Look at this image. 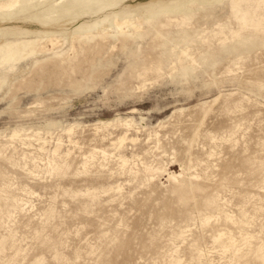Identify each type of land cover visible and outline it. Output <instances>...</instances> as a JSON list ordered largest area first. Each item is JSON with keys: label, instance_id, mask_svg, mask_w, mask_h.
I'll return each instance as SVG.
<instances>
[{"label": "rangeland", "instance_id": "obj_1", "mask_svg": "<svg viewBox=\"0 0 264 264\" xmlns=\"http://www.w3.org/2000/svg\"><path fill=\"white\" fill-rule=\"evenodd\" d=\"M13 3L0 264H264V0Z\"/></svg>", "mask_w": 264, "mask_h": 264}, {"label": "bare ground", "instance_id": "obj_2", "mask_svg": "<svg viewBox=\"0 0 264 264\" xmlns=\"http://www.w3.org/2000/svg\"><path fill=\"white\" fill-rule=\"evenodd\" d=\"M14 6H16V3L13 4H8V5H0V8H4V9H11ZM125 23H127L126 21L122 22L121 24L118 23V26L120 27L121 25H124ZM134 28H136V26H134Z\"/></svg>", "mask_w": 264, "mask_h": 264}]
</instances>
